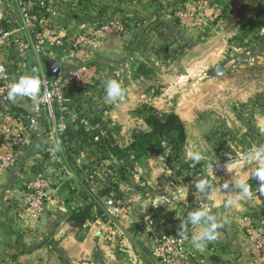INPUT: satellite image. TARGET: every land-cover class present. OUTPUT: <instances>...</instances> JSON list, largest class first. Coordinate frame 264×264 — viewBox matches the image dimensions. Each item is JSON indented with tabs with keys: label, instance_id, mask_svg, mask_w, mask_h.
I'll return each instance as SVG.
<instances>
[{
	"label": "crops",
	"instance_id": "crops-1",
	"mask_svg": "<svg viewBox=\"0 0 264 264\" xmlns=\"http://www.w3.org/2000/svg\"><path fill=\"white\" fill-rule=\"evenodd\" d=\"M67 3L71 4L70 8ZM198 4L193 0H60L55 13L39 11L47 37L45 50L58 61L79 36L93 34L111 21L125 24L123 34L106 36L93 47L86 44L79 53L74 66L87 65L90 70L85 83L72 90L79 107L70 110L71 119L80 120L87 130L116 128L120 134L118 137L116 133V139L121 143L123 135L147 128L134 115L142 106H151L163 114L173 112L183 122L186 132L182 159L194 162L186 156L188 148L200 152L203 159L198 162V171L180 168V159L171 160V165L164 155L138 161L130 179L117 182L118 192L124 196L123 215L104 222L99 217L106 198L97 200L96 196L108 184L109 174L115 176L109 171L111 161L96 168L94 173L85 170L76 174L67 161L62 137L57 135L56 122L46 117L33 135L31 148L12 170L0 174V264H163L161 255L166 242L160 238L179 235L182 222L186 241L175 252L181 264H255L253 244L256 230L264 222V191L260 184L250 186L251 198L240 199L235 206L225 204L237 196L232 178L245 179L249 184L257 164L250 158L243 159L237 152L216 151L220 154L218 158L209 148L204 133L191 130L203 125V113L228 112V108H221L225 101L221 97H226L222 85L226 84L210 77L208 57H193L198 56L204 44H188L184 56L177 58V65L161 59L162 54L169 58V49L187 44L184 41L192 33L200 34L203 30L204 25L197 19L200 15L196 16ZM215 8L211 17L221 20L219 5ZM0 17L6 20L7 30L27 37L17 0H0ZM56 38L63 40L61 47L55 43ZM17 55L13 49L5 54L9 65L16 66L22 77H38L35 56L29 54V61L22 64ZM192 62L198 64V72L191 73ZM110 79L117 80L127 90L123 101L106 99L105 82ZM207 95L219 99L214 101L218 103L216 107L205 104L209 101ZM9 109L22 118L32 113L31 103L22 98L9 104ZM6 112L7 108L0 103V124ZM228 113L233 117L231 109ZM94 117L99 120L96 124L91 122ZM261 125L264 131V120ZM49 146L56 149L57 157L45 169L51 174L46 208L42 213L24 210L26 185L35 175L34 168L41 162L42 151ZM89 157L83 153L79 165H88ZM200 180L209 183V192L195 189ZM226 183L229 188L224 187ZM83 190L89 199L83 197ZM90 203H95L92 220L74 227L70 221L72 212ZM201 206L210 209L217 223L223 226L217 229L219 235L215 241L197 247L191 243V236L199 229L188 224L186 218L190 211ZM157 217H168L169 223L150 230L148 221Z\"/></svg>",
	"mask_w": 264,
	"mask_h": 264
},
{
	"label": "rangeland",
	"instance_id": "rangeland-1",
	"mask_svg": "<svg viewBox=\"0 0 264 264\" xmlns=\"http://www.w3.org/2000/svg\"><path fill=\"white\" fill-rule=\"evenodd\" d=\"M205 2L206 5H204V2L197 3L198 7L196 8L199 11L197 14L194 13L196 16L200 15V18L197 19L204 25L200 34L192 33L191 37L188 36V39L184 41L187 44L169 49V58H165L162 54L161 59L163 62L168 61L170 65H177V58L184 56L182 53L184 48L188 47V44H191V42L204 44L203 48L196 54L198 56L193 57H208L210 64L207 71L210 77H215L217 82L226 84L222 85L226 97L224 95L221 97V100H225L221 108H228V112L231 109L233 117L228 112H211L209 115L203 113L201 114L203 116H200L203 125L193 127L191 130L195 132L201 130L204 133L209 148L217 154L218 158L220 157L219 153L237 152L241 154L243 159H249V153H254V151L264 146V131L261 125L264 120V0H228L227 3H230L231 9L229 16H232V20L212 18L211 15L217 9L215 7L218 4L213 6L209 4L212 2ZM70 7L71 4L67 3V8ZM218 9L222 11L221 6ZM221 11H219L220 14ZM173 40L175 41V39ZM194 64L192 62L191 69L193 71L191 73L198 72L199 66L197 63ZM213 67L219 68L218 70L222 74L214 76ZM9 70L17 78L22 77V75H19L16 66L9 65ZM184 71H186V67ZM210 89L209 87L208 90ZM237 89L238 96H236ZM207 97L209 101L204 102L205 104L213 107L218 105L214 101H219V99L209 95ZM172 113L161 114L170 115ZM144 124L147 128L138 129L137 131L150 133V128L145 122ZM112 129L114 132L117 131L116 128ZM118 137H120V134H118ZM122 137L124 142L121 141L120 143L119 138L117 140L121 148L129 147L134 140L133 133L132 135L125 134ZM175 138L178 139L177 135H175ZM160 140L162 141L159 138L151 140L147 148L148 155H164L165 161L171 165L173 160L180 159L178 162L180 168L198 171L200 168L198 163L186 162L182 159L186 144L180 153V151L174 150L165 140L163 144L158 145V143H161ZM111 164V168L120 166V162H111Z\"/></svg>",
	"mask_w": 264,
	"mask_h": 264
},
{
	"label": "built area",
	"instance_id": "built-area-1",
	"mask_svg": "<svg viewBox=\"0 0 264 264\" xmlns=\"http://www.w3.org/2000/svg\"><path fill=\"white\" fill-rule=\"evenodd\" d=\"M60 0H17L21 17L22 29L27 33L23 38L16 32L7 30L4 20L0 17V66L4 69L5 79H0V103L7 108L6 115L0 124V174L12 170L19 158L33 144V135L39 124L48 119L56 122L58 136H63L67 129V114L69 113V93L85 83L89 66H74L79 53L85 50V45L95 46L104 37H113L125 32V24L116 20L102 24L95 33L79 36L76 41L70 43V48L58 61L62 71L57 78H48L43 64L44 60L54 59L46 50L47 37L45 36L42 18L39 11L51 14L56 12L55 6ZM55 43L61 47L63 40L56 38ZM16 50L18 61L25 64L29 61V54L36 58L35 72L41 80V92L35 98L17 97L25 99L32 105V113L24 118L10 112L8 99L10 86L19 79L10 72L9 63L5 54L11 49ZM88 49V48H87ZM15 129L17 132L15 133ZM97 140V139H96ZM43 155L49 157L48 162L54 163L57 157L54 147H46ZM51 174L48 171L35 174L27 183L23 196V209L42 213L47 205L50 195ZM124 211V200L106 198L104 211L99 219L104 222H112L120 218ZM154 220L148 221V228L152 229ZM160 241L166 242L161 255L163 264H181L175 256V252L184 245L186 239L180 235L161 236ZM253 258L255 264H264V223L256 230V238L253 244Z\"/></svg>",
	"mask_w": 264,
	"mask_h": 264
},
{
	"label": "trees",
	"instance_id": "trees-1",
	"mask_svg": "<svg viewBox=\"0 0 264 264\" xmlns=\"http://www.w3.org/2000/svg\"><path fill=\"white\" fill-rule=\"evenodd\" d=\"M205 1L218 4L222 7L221 19H233L232 16H229V11L231 9L230 3H227L228 0H193V2L197 3ZM13 50L15 51V49ZM72 96L71 91L69 93V112L70 110H77V107H79L78 98ZM134 115L147 124L150 128V133L135 131L133 133V142L126 148H121L117 142L116 132L118 133V131L114 132L112 128L109 129L107 127H102L96 130H87L80 123V120L71 119L70 113L66 116L67 129L62 136V146L64 153L67 156V161L76 174L80 175L85 170L94 173L96 168L102 167L104 163L109 161H117L121 163L118 167H109V171L113 172L115 176L109 174L107 180L108 184L96 196L97 200L104 197L124 200V196L120 195L118 192L117 182L128 181L131 176L130 174L134 171L135 164L142 159L153 156L151 154L148 155L147 148L149 147L151 140L154 138L162 139V141L160 140L161 143H158V145L163 144L165 140V142L170 144L174 150H178L180 153L182 149H184L186 144V132L184 124L178 116L174 114L163 115L158 110L148 105L142 106L139 110L135 111ZM91 122L96 124L99 120L94 117ZM175 135H177L178 139L175 138ZM83 153H88L90 156V163L86 166L79 165V159ZM42 156L41 162L36 168H34V174L45 172L47 166L49 167V157L47 155ZM257 184H259V182L255 178H252L249 182L250 186ZM87 185L88 184H85V186ZM82 194L84 198L89 199L86 190H83ZM94 205L95 203H90L83 209L74 210L70 217L71 224L74 227L79 228L82 227L85 222L91 221ZM168 223V217H157L152 224V228L155 230L161 229Z\"/></svg>",
	"mask_w": 264,
	"mask_h": 264
},
{
	"label": "clouds",
	"instance_id": "clouds-1",
	"mask_svg": "<svg viewBox=\"0 0 264 264\" xmlns=\"http://www.w3.org/2000/svg\"><path fill=\"white\" fill-rule=\"evenodd\" d=\"M0 79H5L2 66H0ZM40 92L41 80L38 77L32 75L23 76L10 86L8 99L15 102L17 97L35 98ZM105 92L106 99L110 101H123L127 94V90L115 79H110L105 82ZM186 156L196 163L203 159L200 152L190 148L186 149ZM249 158L257 164V168L253 170L252 178H255L259 182L261 191H264V147L256 150L255 153H249ZM231 184L237 196L235 199L228 200L225 204L226 207L237 205L240 199L251 198V187L245 179L232 178ZM224 187L229 188V184L226 183ZM195 189L198 192L207 193L210 191V185L206 180H200L195 184ZM186 220L188 224L199 229L198 232L191 236V243L197 247L205 246L209 241H215L219 235L217 229L223 226L217 223V218L211 210L204 206L190 211ZM180 228L181 230H179L178 234L181 237H185V231L183 230L184 222L181 223Z\"/></svg>",
	"mask_w": 264,
	"mask_h": 264
},
{
	"label": "water",
	"instance_id": "water-1",
	"mask_svg": "<svg viewBox=\"0 0 264 264\" xmlns=\"http://www.w3.org/2000/svg\"><path fill=\"white\" fill-rule=\"evenodd\" d=\"M43 64L48 78H57L60 76L62 71V66L57 60L54 59L44 60ZM214 71L216 76L222 74L218 69H215Z\"/></svg>",
	"mask_w": 264,
	"mask_h": 264
}]
</instances>
